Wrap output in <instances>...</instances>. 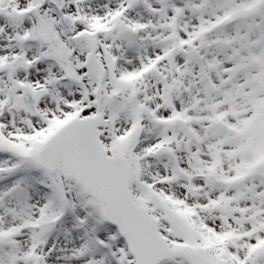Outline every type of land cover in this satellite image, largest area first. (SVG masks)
<instances>
[{"label": "snow or ice", "instance_id": "6c2138e0", "mask_svg": "<svg viewBox=\"0 0 264 264\" xmlns=\"http://www.w3.org/2000/svg\"><path fill=\"white\" fill-rule=\"evenodd\" d=\"M0 264H264V0H0Z\"/></svg>", "mask_w": 264, "mask_h": 264}]
</instances>
